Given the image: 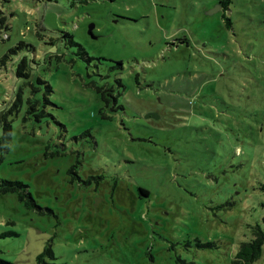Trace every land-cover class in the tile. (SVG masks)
Returning a JSON list of instances; mask_svg holds the SVG:
<instances>
[{"label":"rangeland","instance_id":"1","mask_svg":"<svg viewBox=\"0 0 264 264\" xmlns=\"http://www.w3.org/2000/svg\"><path fill=\"white\" fill-rule=\"evenodd\" d=\"M218 5L0 0L8 25L0 24V111L19 91L25 103L44 101L36 76L53 87L49 115L38 121L23 104L12 116L10 151L0 150V178L28 184L43 207L0 194L1 258L236 264L264 217V0H232L231 27ZM66 33L102 59H80ZM21 42L27 45L16 49ZM24 57L29 80L17 76ZM117 61L123 69L111 70ZM116 71L126 85L125 110L105 119L94 84L113 79L99 72ZM100 175V184L84 183ZM96 189L104 195L98 203ZM49 244L54 256L39 259ZM252 264H264V249Z\"/></svg>","mask_w":264,"mask_h":264},{"label":"trees","instance_id":"2","mask_svg":"<svg viewBox=\"0 0 264 264\" xmlns=\"http://www.w3.org/2000/svg\"><path fill=\"white\" fill-rule=\"evenodd\" d=\"M76 1L81 2H88V0H73V3L75 4ZM219 5L221 6L222 10V16L226 20V25L228 27H231L233 24V21L230 16L227 15V12L230 9V5L232 3V0H218ZM0 24L1 28H7L8 25L6 21H4V18H0ZM7 35V37H5ZM68 37H70V40L68 44L71 46H76L77 49L75 50V54L82 60H86L88 63L91 61L97 59L100 61L102 58L100 57H93L89 54L87 49L82 45L81 43L77 42L72 35L69 33H66ZM10 36L7 33H4L2 35V40L8 39ZM67 41V42H68ZM27 44L24 42H21L16 49L22 48L26 46ZM15 51V50H14ZM8 55H4L1 62L5 63L7 61ZM59 57V56H58ZM33 62L39 65L36 59H33ZM98 67V64H96ZM111 70H122L123 69V63L122 61H117V64L110 66ZM30 60L27 57H24L20 60L17 66V76L19 77H25L29 80L31 78L32 71H30ZM120 74L119 71H116V73H106L102 74L99 72L100 77L102 78H110L111 81H106L103 84H94V87L96 89L97 95L99 99L101 100L102 104L100 107V114L105 119H111L113 117L114 113H117L118 111H124L125 105L122 102V97L125 93L126 85L123 82V79L121 77H118ZM37 77V82L39 86L41 84L45 85V92L43 94L44 101H41L40 99L36 97H31L26 100V103L24 102L22 91H19L16 95V98L13 100L11 105L8 108L3 109L0 111V123L2 127V136L0 137V150H3L4 153H8L10 151V144L13 138V120L12 116L19 113L21 108L25 104L26 106V114L35 116L38 121H41V118L46 117L48 112L46 111V105L51 103L50 101V94L53 91L52 85L46 80L41 77ZM34 89H41L39 86H35L33 83H31ZM60 154V152H57ZM69 174L71 175H77L76 166H72L69 169ZM80 179V177L78 176ZM102 179H104V175L100 176H89L88 179L84 181L85 184H91L93 181H95L97 184H100L102 182ZM116 185L113 186L111 191L115 192ZM262 189L264 190V183L262 184ZM140 195H143L144 197H148L150 195L149 191L140 188ZM94 192L95 195L93 196L94 203H95V197L103 199V193L102 191H98L96 189ZM8 193H16L18 198L25 202L26 206L30 209L37 208L40 211L43 210V207H41L37 201L35 200L31 190L29 189V185L25 182L15 179H7V178H0V194H8ZM102 193V194H101ZM98 194V196H96ZM128 198L127 196H123V199L125 200ZM253 237L249 241H244L241 243L239 250L237 251L236 257L234 262L236 264H252L257 259H259L262 255L263 249H264V217H263V224H257L253 229ZM9 234H16L15 232H11ZM207 246H212L211 243H207ZM54 256V251L51 246V244L47 245L45 250L39 255V259H42L45 255ZM183 264H192V263H186L185 261L181 260ZM0 264H12L10 261L3 259L0 257Z\"/></svg>","mask_w":264,"mask_h":264},{"label":"water","instance_id":"3","mask_svg":"<svg viewBox=\"0 0 264 264\" xmlns=\"http://www.w3.org/2000/svg\"><path fill=\"white\" fill-rule=\"evenodd\" d=\"M218 9H219V10L221 9V6H220V5H218ZM214 10H216V9H214ZM93 28H94V25H91V27H90V29H89V32L91 33L92 36H94ZM153 115H154V113H149V114L147 115V117H150V116H153ZM99 200H100V198L98 197V198L96 199V202L98 203Z\"/></svg>","mask_w":264,"mask_h":264},{"label":"built area","instance_id":"4","mask_svg":"<svg viewBox=\"0 0 264 264\" xmlns=\"http://www.w3.org/2000/svg\"><path fill=\"white\" fill-rule=\"evenodd\" d=\"M5 37H7V35H5Z\"/></svg>","mask_w":264,"mask_h":264}]
</instances>
